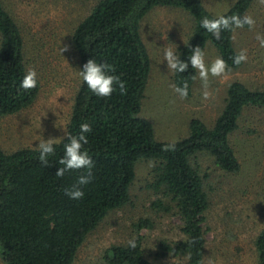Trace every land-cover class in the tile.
Returning a JSON list of instances; mask_svg holds the SVG:
<instances>
[{
    "label": "trees",
    "instance_id": "trees-1",
    "mask_svg": "<svg viewBox=\"0 0 264 264\" xmlns=\"http://www.w3.org/2000/svg\"><path fill=\"white\" fill-rule=\"evenodd\" d=\"M0 0V119L21 113L37 101L42 83L25 91L20 80L29 69L26 42L18 22ZM207 0H99L88 15L74 28L72 46L79 70L89 59L113 65L115 74L126 85L109 98H97L81 79L74 99L67 131L76 134L82 123L92 132L85 149L94 161L93 178L82 186L80 200L65 195V189L76 183L83 170H72L64 176L55 173L63 155L65 136L56 143L57 154L44 166L37 148L8 152L0 143V260L3 264H75L78 252L87 238L113 212L132 202L131 188L140 162H152L154 181L151 189L159 196L151 211L176 215L181 220L179 240H162L152 259L144 248L143 231H151L155 222L142 219L135 224L137 247H111L105 255L107 264H206L208 238L207 213L211 208L207 180L201 159H211L218 171L227 176L242 172L241 157L233 137L240 130L245 112L264 110V89H254L235 81L226 91L219 115L208 124L191 118L188 134L178 141H162L153 123L143 115L152 73V60L142 34V24L158 9L178 11L191 21L190 36L179 48L186 60L199 46L205 53L212 45L227 62V70L237 71L231 57L239 53L235 34L222 32L215 40L200 27L204 16L215 14L206 7ZM258 0H236L222 14L249 15ZM198 71L191 68L174 73L175 85H188L193 97ZM175 143L174 150L164 145ZM264 207V195H263ZM257 264H264V227L255 240Z\"/></svg>",
    "mask_w": 264,
    "mask_h": 264
},
{
    "label": "rangeland",
    "instance_id": "rangeland-1",
    "mask_svg": "<svg viewBox=\"0 0 264 264\" xmlns=\"http://www.w3.org/2000/svg\"><path fill=\"white\" fill-rule=\"evenodd\" d=\"M98 1H5L6 9L22 30L29 69L35 68L42 90L31 108L0 119V143L4 150L37 148L44 139L57 138L58 142L65 136L81 83L72 35L76 25ZM235 1L207 0L206 7L220 15ZM249 15L255 25L238 30L234 38L237 51L244 50L248 57L244 66L237 71L226 70L222 76L209 75L206 83L198 75L189 100L181 99L173 91L174 72L167 68L164 51L172 48L178 54L191 34L190 19L178 11L158 9L144 20L142 34L151 56L152 73L143 115L153 123L159 140L175 142L186 137L191 118L213 124L224 106L227 88L235 81L264 89V47L261 46L264 3L258 0ZM217 57H220L217 50L209 45L205 50L206 65ZM233 142L243 166L238 176L224 175L211 159L200 160L203 169L211 175L206 187L211 200L206 222V264H257L255 240L264 227V110L245 112ZM154 169L152 162L137 165L131 188L132 202L111 213L87 238L75 264H107L106 252L135 238V224L142 219L155 222L153 230L141 232L144 251L150 259L160 241L181 239L178 216L151 211L152 202L159 198L151 189ZM0 264H3L1 260Z\"/></svg>",
    "mask_w": 264,
    "mask_h": 264
},
{
    "label": "clouds",
    "instance_id": "clouds-1",
    "mask_svg": "<svg viewBox=\"0 0 264 264\" xmlns=\"http://www.w3.org/2000/svg\"><path fill=\"white\" fill-rule=\"evenodd\" d=\"M264 3V0H261ZM245 25L251 29L255 25V20L250 15L232 14V15H214L212 17L204 16L200 21V27L210 33L211 36L219 41L222 39V32H233L236 29L243 28ZM259 38V37H258ZM261 46L264 47V40H261ZM64 51V49H63ZM233 64L240 65L246 62L248 57L244 50L231 57ZM164 61L167 62V68L174 73H184L191 68L196 69L199 78L207 82L209 75L213 77L222 76L226 73L227 62L222 57H217L211 64L205 63V53L201 47L197 46L192 49V54L186 60L181 59L176 51L172 48H167L164 51ZM83 84L87 90L97 98H109L114 92L119 90L120 94L126 93L125 82L115 74V68L106 62H97L96 59H89L83 64L82 69L79 70ZM38 85L37 72L35 68H30L20 80L19 87L25 91L35 89ZM173 91L181 98L185 99L188 96V85L173 86ZM204 98L207 99L208 93L205 92ZM92 132V127L88 123H82L79 126V131L76 134L69 132L65 133V140L63 142V155L60 156L56 175L58 177L64 176L66 172L72 170H83L82 174L77 177L76 183L71 188L65 189V195L72 200H80L85 193L82 186L91 182L92 168L94 161L85 149V145L89 143L88 134ZM57 138H49L42 140L36 147L39 151L38 159L42 165L49 164V157L57 154L56 145ZM175 143L164 145L165 151L174 150ZM128 247L135 249L137 242L135 238L129 239Z\"/></svg>",
    "mask_w": 264,
    "mask_h": 264
}]
</instances>
